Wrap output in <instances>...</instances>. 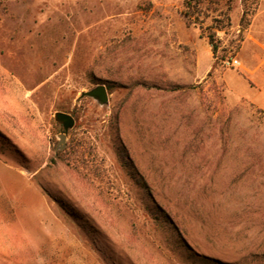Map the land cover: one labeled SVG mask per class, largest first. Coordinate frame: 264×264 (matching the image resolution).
Masks as SVG:
<instances>
[{"label":"rangeland","instance_id":"374dc122","mask_svg":"<svg viewBox=\"0 0 264 264\" xmlns=\"http://www.w3.org/2000/svg\"><path fill=\"white\" fill-rule=\"evenodd\" d=\"M241 47H264V0H0V264H264V114L225 63ZM101 84L106 105L82 96Z\"/></svg>","mask_w":264,"mask_h":264},{"label":"crops","instance_id":"0c3cea01","mask_svg":"<svg viewBox=\"0 0 264 264\" xmlns=\"http://www.w3.org/2000/svg\"><path fill=\"white\" fill-rule=\"evenodd\" d=\"M237 58L242 66L239 71L245 77L240 84L244 88V97L264 114V47H241ZM8 171L15 177L13 180L19 189L17 194L23 196L20 199L15 197L13 202H22L30 207L31 226L37 229L38 234L52 237V226L42 219L50 211L47 199L22 171L11 168ZM53 222L56 223L55 220Z\"/></svg>","mask_w":264,"mask_h":264},{"label":"water","instance_id":"95a60500","mask_svg":"<svg viewBox=\"0 0 264 264\" xmlns=\"http://www.w3.org/2000/svg\"><path fill=\"white\" fill-rule=\"evenodd\" d=\"M82 96H88L96 99L100 104L106 105L109 101V95L107 92V88L105 85H97L95 88H93L90 91L84 92ZM55 119L59 121L63 128L65 133L59 135V143L56 147L55 156L59 151H62L65 149V135L68 132L69 129L73 128L75 125V119L71 114L65 113V112H57L55 114Z\"/></svg>","mask_w":264,"mask_h":264},{"label":"trees","instance_id":"16d2710c","mask_svg":"<svg viewBox=\"0 0 264 264\" xmlns=\"http://www.w3.org/2000/svg\"><path fill=\"white\" fill-rule=\"evenodd\" d=\"M207 38H208L209 43L212 46V52H213V54H215L217 51V48H218V45L214 44V42L216 40L215 33H209L207 35ZM66 153H67V148L63 149L62 151H59L55 157L53 156L51 158V162L56 163L59 161V162H62V163H65L68 165V163L66 162Z\"/></svg>","mask_w":264,"mask_h":264},{"label":"built area","instance_id":"2783aa9c","mask_svg":"<svg viewBox=\"0 0 264 264\" xmlns=\"http://www.w3.org/2000/svg\"><path fill=\"white\" fill-rule=\"evenodd\" d=\"M225 63L227 64L228 67H235V68H239L241 67V63L240 61L235 58V57H227V59L225 60Z\"/></svg>","mask_w":264,"mask_h":264}]
</instances>
